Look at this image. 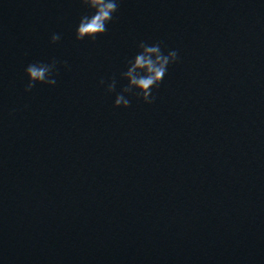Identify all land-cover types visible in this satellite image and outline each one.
<instances>
[{"label":"water","instance_id":"95a60500","mask_svg":"<svg viewBox=\"0 0 264 264\" xmlns=\"http://www.w3.org/2000/svg\"><path fill=\"white\" fill-rule=\"evenodd\" d=\"M87 11L0 0V264H264V0H121L77 41ZM140 41L178 62L113 107Z\"/></svg>","mask_w":264,"mask_h":264},{"label":"clouds","instance_id":"9594fccd","mask_svg":"<svg viewBox=\"0 0 264 264\" xmlns=\"http://www.w3.org/2000/svg\"><path fill=\"white\" fill-rule=\"evenodd\" d=\"M80 3L88 11L78 19L74 30L75 39L94 41L107 31V25L114 20L121 0H80ZM60 38V35L52 34L50 42L56 43ZM177 62L176 50H167L161 42L148 44L140 41L136 53L125 61L124 70L119 74L126 84L116 92L113 107L128 108V97H135L146 104L153 103L155 90L160 87L169 67ZM58 63L61 62L53 58L48 62L34 61L27 64L24 68L27 77L24 91H31L37 84L55 86V77L59 75ZM63 63L66 65V62ZM99 84L105 85V80L101 79ZM116 85L117 80L111 78L106 84V91L115 92Z\"/></svg>","mask_w":264,"mask_h":264}]
</instances>
